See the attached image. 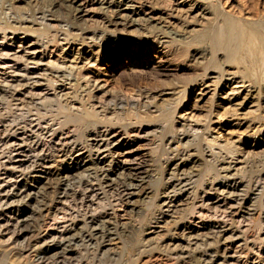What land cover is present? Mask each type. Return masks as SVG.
<instances>
[{"label": "rangeland", "instance_id": "obj_1", "mask_svg": "<svg viewBox=\"0 0 264 264\" xmlns=\"http://www.w3.org/2000/svg\"><path fill=\"white\" fill-rule=\"evenodd\" d=\"M201 1L214 13L210 24H205L201 31L188 39L162 45L157 42L150 27H146L143 33L122 29L117 30L114 36L101 35L97 38L103 30L98 21L99 14L85 22L90 30L86 35L94 42L80 40V34L65 37L70 30L65 20H47L51 26L39 23L29 26L27 23L28 27L15 29L8 22L9 18L15 14L28 17L26 13H30L28 18L37 16L36 21H40L41 14L33 10L41 12L46 2L36 5L15 2L16 9H13L7 0H0V82H13V71L20 69L22 73L27 67L28 71L36 72L29 73L35 77L26 85H17L16 94L54 99L53 106L61 113L56 115V119L63 120L62 114L70 112L73 116L86 117L83 119L90 125L96 123L100 127L127 129L128 135L124 132L120 138L127 143L119 147L118 154L109 157L98 152V155H90L93 161L105 158L115 168H120L124 162L130 165L149 156L154 176L150 179L153 185H150L157 189L156 177H166L160 139L164 134L181 135L183 132H187L189 138L197 136L190 146V153L194 154L190 159L199 158L200 161L190 160L184 167L187 176H193L186 189L193 190L191 197L194 198L182 196L183 200L180 203L177 201V206L173 207L175 211L166 206L158 211L162 199L153 194L136 202L134 210H129L124 199L112 202L109 192L101 194L89 207H80L77 201L71 202L64 206L65 211L60 209L37 219L32 234L38 232L49 245L53 240L61 241L71 227L82 225L83 220L90 224L89 219L82 216L73 218L78 208L87 209L86 215L91 212L97 215L96 221H111L115 234L107 247L99 245L98 241H77L78 248L70 259L51 258L48 264H187L184 262L187 259L178 256L179 251H173L172 247L179 243L182 251L200 248L206 254L210 253L212 250L208 246L215 245L210 230L220 228L228 229L222 238L227 237L230 241L220 243V254L213 264H264V96L261 95L264 81V0ZM54 15L65 19L71 13L67 8H56ZM71 31L74 32L73 29ZM202 46H206L209 52L193 62L191 53ZM71 47L90 54L91 58H76L75 51L70 52ZM31 55L39 60V65L24 60ZM59 66L70 70L75 80H66L63 85L49 82L44 70ZM204 73L217 77L211 81L202 78ZM233 75L235 77L230 79ZM23 82L21 79L19 83H13ZM251 85L256 90L259 88L258 93L243 103L237 92ZM113 101L120 104L116 105ZM83 125L69 121L63 126V131L75 130L73 138L85 143ZM157 125L164 126L163 137L156 131ZM58 126L61 125H53L54 128ZM131 128H140L141 132L138 136L134 135L129 132ZM49 139L47 136L44 141ZM198 147L204 149L205 154H199ZM209 147L215 155L214 159L209 155ZM78 148L74 153L84 152L85 156L86 148ZM5 152L0 153V163H8V156L13 163L25 158L8 149ZM72 156L69 154V158ZM216 157L222 159L224 165H232L229 173L234 176L237 191L254 185L257 187L243 204L241 212L237 208H232L233 212H230L225 206L202 205L195 197V192L202 194L201 189H208L214 179H223V172L217 171L215 166ZM66 162L68 158L64 164ZM8 167L0 165V197L5 192H15L35 184L28 176L38 171V167L26 168L25 171H19L21 167L12 170ZM231 189L229 187L227 192ZM208 192L209 199L222 197L211 189ZM16 197L19 196L9 195L6 201ZM26 203L19 207L22 211L15 208L7 215L19 219L26 217L30 213L29 205L34 204L33 200ZM247 206L253 207L249 214L245 213ZM25 222L21 226L27 225ZM7 225L10 226L9 223ZM6 227L0 228V264H38L37 249L25 247L26 235L13 236ZM182 230H189V234L199 233V237L190 241L183 237L171 238ZM192 242H195L194 245ZM106 248L112 251H104Z\"/></svg>", "mask_w": 264, "mask_h": 264}, {"label": "bare ground", "instance_id": "obj_2", "mask_svg": "<svg viewBox=\"0 0 264 264\" xmlns=\"http://www.w3.org/2000/svg\"><path fill=\"white\" fill-rule=\"evenodd\" d=\"M7 1L9 7H13V9L14 7L16 9V5H14L15 2H23L29 5L31 3L36 5L38 2H46L44 7L47 9L42 7L44 10L42 9L41 12H39L38 9L33 10L35 11L34 13L41 14L39 17L40 21H36L37 16L34 17V13L32 12V18H28L30 13H26L28 17H23V15L21 17L18 16V14H15L9 18L8 22H10L13 25L12 27L15 29H24L28 27V25H26L27 23L30 24L29 26L38 23L41 25L51 26L52 24L50 22L48 23L47 20L56 22L65 20L69 23L68 26L70 28V30H68L69 34H66L65 37L70 34H80V40L83 41L84 39H89L91 42H94V39L92 37H87L86 33L90 30L85 22L91 20L95 14H99L100 19H98V21L100 20V25L101 27L103 26V30L97 38L102 37L103 35H109V37L114 36L117 30L122 29L131 31L134 29L139 33H143L147 30L146 27H150L154 30L157 42L162 45L168 44L174 40L180 41L192 37L194 33L201 31L205 24H210L214 18V13L201 0ZM229 1L235 2L236 0ZM56 8H67V10L71 13V16L64 19L60 15H54ZM71 29H73L74 32H72ZM75 31H78V33ZM76 39L77 38H75V40ZM82 41L81 43H84ZM76 48H70V52L75 51L74 53H76V58H91L90 54L77 51L78 48ZM208 50L209 49L206 46L196 47L191 53L193 62H196L198 58H202L206 55V53L209 52ZM24 60L28 62L31 61L32 63L39 65V60H36L32 55L25 57ZM23 69L25 70L22 73L19 72L20 69H16L13 71L12 76L13 82L19 83V81L23 79L24 82L22 84L7 81L0 82V153L2 154L6 149H8L10 152L13 151L17 155H23L25 158H23V160L19 159L21 161L13 163L11 162V156H8L7 161L9 162L4 164L0 163V165L10 166L8 168L11 170L16 167H21L19 171H25L26 168L28 170L30 167H38L39 170L28 176L30 181L35 183H33L34 185L24 187L15 192H5L3 196L0 197V228L4 225L5 227L7 226L6 229L8 228V231L10 230L9 232H11L13 236H18L24 233L26 235V246H24L26 249L27 247L29 249L32 246L37 249L34 250L37 252L38 264H48L47 262L51 258L52 260L70 259L71 255L76 252L78 248L77 241H98L99 245L107 247L112 239V236L115 234V231H113L115 227L113 228L111 221L108 219L96 221L97 215L91 214L92 212L89 213V215H86L87 209L84 207L83 208L85 210L76 208L77 212L73 215V218L77 215L82 216L83 219H89L90 224L86 222L87 220H83L82 225L74 224L75 227H71L67 234L63 235L61 241L58 240V242L53 240V243L49 245L46 244L44 237L38 234V232L37 234H32L35 229L34 223L37 219L42 218L43 216L45 217L46 215L54 213L60 209L65 211L66 208H64V206L70 204L71 202L77 201L80 207L84 205L85 207L86 205L89 207L93 200H98L101 194L109 192L110 197H112V202L124 199V202H126L129 206V210H134L136 202H139L147 195L153 194L154 197L158 196V198L162 199V202L158 205V211H161L162 206H166V208L171 209L172 211L174 209L175 211L176 209L173 207L177 206V204L183 200L182 196L185 195L184 198L186 199H191L192 197L194 198V196L191 197L193 190H191V192L189 189H186V186L192 183L191 177L193 176H187L188 174L184 172V167L190 160L193 162L200 161L199 158L190 159V157L194 155L193 153H190V146L193 144V139L197 137L196 135V137L193 135L189 138L187 132H183L181 135L173 133L167 136V134H164L163 137L162 133L164 126L157 125L155 129L163 137L160 139V143L163 147L162 153L165 155V165H163V169L166 177L161 178L160 176H157L158 178L156 177V183H158V188H151L150 184L152 183L150 182L152 181L150 179L154 176L149 156V158L145 157L142 160L130 165H128V163L125 164L124 162L120 168H115L109 159V161L105 158L93 161L90 157L91 154L98 155V152H102L105 156L109 155V157L110 155H115V153L118 152L117 150L119 147H124V143L125 145L127 143L124 140H120V138L124 135V132L126 133L127 129L123 130L124 128H114L108 126L100 127L96 126L98 125L96 123H92L90 125L86 123L85 119H83L86 117L82 118L79 116L77 117V115L73 116L70 112L69 114H62L63 120L56 119V115L61 113L58 109H56V107L54 108V99H50L47 96L43 98H33L26 95L16 94L17 85H26L30 79L35 77V75L29 74H35V71H28L27 67H24ZM44 71L49 77L47 78L48 81L51 83H59L63 85L66 80H75V75L72 76V72L70 70L60 66L56 68L48 67ZM203 77L212 81V79H215L217 75H208L204 73L202 75V78ZM234 77L235 76L233 75L230 79ZM261 88V95L264 96V81ZM258 89L256 90V88L251 85L250 88L245 90L243 89L241 92H237V94H240L239 97H242V102L246 103L250 98L254 97ZM66 102L67 101H65V103ZM114 104L119 105L120 102L115 101ZM69 121L76 122V125L78 124V126L83 124L89 125V127L83 125V127H85V129L83 128V135L85 136V140H83L85 143L73 138L75 130L66 129L63 131V126H65V124ZM54 124H59L61 126L54 128ZM129 132L138 136L141 129L131 128ZM47 136L50 138L48 142L44 141ZM77 147H80L78 149L86 148V150L84 149L86 151V155L83 156L84 152L74 153V150L76 151ZM193 149H195V147ZM197 151H199V154H205L204 149H201L200 147H198ZM208 151L211 157L215 156L210 147ZM69 154H73V156L69 158ZM66 158H68V162L64 164ZM214 158L215 157H213V159ZM216 158L215 166L217 171L223 172V175L221 176L223 179H214L213 182L208 185V189L215 191V193L217 192L222 194V197H213L214 199H209L208 197L210 195H207V193H209L208 189H204L202 187V194L195 192V197L200 200L202 205L206 204L208 206L210 205V207L225 206L230 209V212H233L232 208H237L241 212V208L244 206L243 204L247 201L250 194L255 193L257 187L254 185L250 188H240L241 191H237L239 190L238 185L234 180V176H231L232 174L229 173L232 165H224V162L222 163V159H218V157ZM82 170H85L86 172L83 173L81 172ZM64 171L65 173H63ZM193 175L196 174L194 173ZM229 187L232 189L227 192ZM9 195L19 197H16L17 199L11 201H6V198ZM132 197L133 199H130ZM28 200H33L34 203L31 206L29 205V215L24 218L20 217V219L14 215H7V213L9 214L10 212H13L15 208L16 211H22L23 209L21 210L19 207L21 205H27L26 202ZM3 203L4 206H2ZM59 205L61 206L59 207ZM245 208L248 210L245 213L250 212V209L253 210V207L251 206H247ZM24 210H26V207ZM10 218H12L13 221H11ZM24 220L28 226H21V223L24 222ZM8 223L10 226L7 225ZM185 228L189 229V227L186 226ZM188 231L185 232L182 230L181 232H178L180 233L179 235L176 234L177 236H172L171 238L174 239L175 237H183L184 240L187 238L189 241L193 238L198 239L199 233L189 234ZM210 231L213 233L210 235L215 243V245H210L209 242V244L207 243L210 246H206L212 250L210 253L206 254V252L201 251L200 248L195 249L194 251L183 248L185 251H182V248L180 247V249L178 247L179 243H176L172 247L173 251H179L178 256L184 260L187 259L188 262L187 260L184 261L187 264H213L215 257L220 254L218 252L220 243L223 244V242L230 240L227 237L222 238L224 235L223 233L228 231V229L220 228ZM188 240L186 242L190 244ZM193 243L195 242H192L191 244ZM173 244L174 243L172 242V245ZM144 245L145 244H143V246ZM110 250L109 248L104 249V251L107 252ZM200 254L207 256L203 258L201 257L202 255L199 256Z\"/></svg>", "mask_w": 264, "mask_h": 264}]
</instances>
